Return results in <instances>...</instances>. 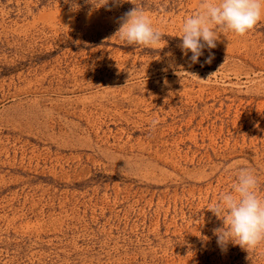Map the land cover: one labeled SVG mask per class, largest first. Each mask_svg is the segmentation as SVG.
<instances>
[{
  "label": "rangeland",
  "instance_id": "obj_1",
  "mask_svg": "<svg viewBox=\"0 0 264 264\" xmlns=\"http://www.w3.org/2000/svg\"><path fill=\"white\" fill-rule=\"evenodd\" d=\"M200 3L0 0V264H264L208 211L239 167L264 199V14L191 64ZM135 6L159 44L113 37Z\"/></svg>",
  "mask_w": 264,
  "mask_h": 264
},
{
  "label": "clouds",
  "instance_id": "obj_2",
  "mask_svg": "<svg viewBox=\"0 0 264 264\" xmlns=\"http://www.w3.org/2000/svg\"><path fill=\"white\" fill-rule=\"evenodd\" d=\"M262 14L264 0H201L199 9L183 23L179 47L185 56L191 52L190 62L195 64L205 48L216 47L219 33L243 36L256 26ZM119 25L113 37L129 45L155 46L162 40L160 31L153 28L149 17L136 6L119 18ZM212 59L210 54L205 62L211 63ZM181 70L177 72L179 77L187 76L200 82L207 80ZM157 124L158 121L153 120L151 126L155 128ZM257 186L253 170L239 167L232 190L220 194L208 209L222 221V226L213 229L222 249L231 243L249 252L264 242V199L258 196Z\"/></svg>",
  "mask_w": 264,
  "mask_h": 264
}]
</instances>
